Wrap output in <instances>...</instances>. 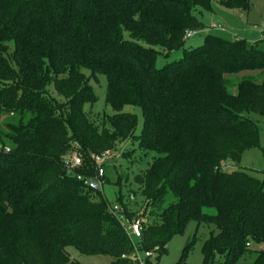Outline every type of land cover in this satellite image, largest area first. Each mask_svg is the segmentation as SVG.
Here are the masks:
<instances>
[{
  "label": "trees",
  "instance_id": "trees-1",
  "mask_svg": "<svg viewBox=\"0 0 264 264\" xmlns=\"http://www.w3.org/2000/svg\"><path fill=\"white\" fill-rule=\"evenodd\" d=\"M219 1L242 12L250 6ZM197 7L214 10L212 0H0V118L19 117L5 123L14 147L0 149V264H84L68 246L136 264V247L162 254L191 221L216 225L202 264L218 256L236 264L249 252L251 264H264V180L228 169L260 145L252 115L264 116V79L234 77L264 76V48L213 34L186 48V33L207 27ZM180 50L157 66L159 54ZM99 73L114 113L92 118L85 105L97 100L91 78ZM127 105L142 110L140 132ZM126 141L158 153L135 177L146 219L138 240L108 198L64 163L81 156L76 172L93 175V156ZM196 240L177 264H186Z\"/></svg>",
  "mask_w": 264,
  "mask_h": 264
},
{
  "label": "rangeland",
  "instance_id": "rangeland-1",
  "mask_svg": "<svg viewBox=\"0 0 264 264\" xmlns=\"http://www.w3.org/2000/svg\"><path fill=\"white\" fill-rule=\"evenodd\" d=\"M213 11L202 10L197 7L195 15L205 23V29L197 31V33L186 41V48L200 45L206 35L213 34L221 36L228 40L244 39L247 42H259L264 48V0H250L249 8L243 12L241 10L225 7L219 0H212ZM216 24L218 27H212ZM220 25V27H219ZM10 52L14 49V42H7ZM183 50L172 52L170 57L159 54L157 58V66L162 67L168 62L179 59L183 55ZM90 75L88 70L85 71ZM261 71H241L235 75L234 79L251 78L263 80L264 76ZM91 84L95 87L97 100L93 104L85 105V110L89 115L97 117L104 114H113V108L106 102L107 78L104 73H99L97 78H91ZM230 90L237 91L236 87ZM92 107V108H91ZM124 110L138 115L140 132L143 125V114L139 106L127 105ZM253 119L259 126L260 145L245 150L242 161L240 163H229L228 169L246 170L250 175L264 180V116L252 115ZM19 117L11 113H3L0 118V149L5 146L7 149L14 147L13 141L6 137L8 131L5 123L17 122ZM101 122V119H100ZM5 125V126H4ZM158 153L154 151L145 152L140 150L138 142L126 141L119 144V148L113 151V156L105 162V177L98 190H100L109 199L111 205H119L121 210L118 212L122 216L121 223L124 227H128L134 220L143 218L144 198L139 183L136 182V175L141 174L152 163ZM86 191L95 196L96 191ZM123 198L121 203L118 200V194ZM209 213H215L214 208L206 210ZM216 225L207 222L197 224L191 221L187 229L180 234L172 237L167 245V250L162 254L153 253V256L145 257V253L141 251V260L137 259L136 264H177L180 260L182 252L187 243L196 234L197 240L188 252L186 264H202L203 253L202 247L205 241L210 237ZM256 248V247H254ZM72 257L79 259L84 264H112V258L109 256H89L79 252L74 246L67 247ZM161 255V256H159ZM256 253L249 252L243 255L236 264H251L255 259ZM224 257L218 256L215 264H223Z\"/></svg>",
  "mask_w": 264,
  "mask_h": 264
},
{
  "label": "built area",
  "instance_id": "built-area-1",
  "mask_svg": "<svg viewBox=\"0 0 264 264\" xmlns=\"http://www.w3.org/2000/svg\"><path fill=\"white\" fill-rule=\"evenodd\" d=\"M212 27H218L216 24H212ZM220 27V25H219ZM196 34L195 31H188L185 35L186 39L191 38ZM113 156V151L112 150H106L100 154L94 155L93 156V163L95 166V173L93 175H86V174H78L76 172V169L82 165V157L81 156H73V157H66L65 158V165L68 169L69 172L74 173L79 180H82L85 184L90 189H99L100 186L102 185V182L105 177V162L110 159ZM110 211L114 214L118 213L121 208L119 205H111ZM122 218V216H121ZM126 230L129 234V236L134 239L138 240L141 237L142 233V221L140 219L134 220L128 227H126ZM145 257H150L153 256L152 251H145ZM141 251L139 248L136 247L135 251L133 254L129 256L134 262L139 259L141 260ZM123 258H126L125 255L122 256Z\"/></svg>",
  "mask_w": 264,
  "mask_h": 264
},
{
  "label": "crops",
  "instance_id": "crops-1",
  "mask_svg": "<svg viewBox=\"0 0 264 264\" xmlns=\"http://www.w3.org/2000/svg\"><path fill=\"white\" fill-rule=\"evenodd\" d=\"M106 196V195H105ZM109 200V199H108Z\"/></svg>",
  "mask_w": 264,
  "mask_h": 264
},
{
  "label": "water",
  "instance_id": "water-1",
  "mask_svg": "<svg viewBox=\"0 0 264 264\" xmlns=\"http://www.w3.org/2000/svg\"><path fill=\"white\" fill-rule=\"evenodd\" d=\"M242 11V10H241Z\"/></svg>",
  "mask_w": 264,
  "mask_h": 264
}]
</instances>
